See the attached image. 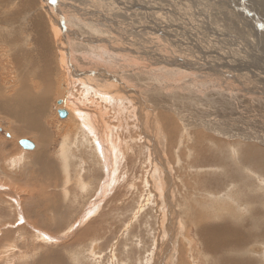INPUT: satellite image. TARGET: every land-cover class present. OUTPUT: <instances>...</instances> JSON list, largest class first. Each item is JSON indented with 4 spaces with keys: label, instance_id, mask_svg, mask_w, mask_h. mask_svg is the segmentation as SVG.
<instances>
[{
    "label": "rangeland",
    "instance_id": "1",
    "mask_svg": "<svg viewBox=\"0 0 264 264\" xmlns=\"http://www.w3.org/2000/svg\"><path fill=\"white\" fill-rule=\"evenodd\" d=\"M88 1L39 0L41 8L35 7L31 16L37 10L44 11L43 15L49 12L59 25L63 15L65 23L59 28L68 30L63 34L69 45L64 47L76 53L75 79L94 78L103 84L101 91L109 93L117 89L111 92L112 103L121 102L124 110L116 113L109 108V117L103 116L109 135H118L121 142L117 158L106 161L108 169H115L113 178L106 181L102 145L94 143L100 146L97 152L94 145L96 158L89 144L76 139L78 125L67 106V85L58 75L42 119L48 128L44 143L32 135L17 134L19 123L0 114V264H235L248 257L255 260L264 252L261 226H248V242H253L246 249L222 248L216 254L205 253L198 232L206 220L218 224L226 213L221 202L209 203L217 199L212 191L220 196L241 195L251 193L255 185L254 193L264 199V0H105L111 3L105 5ZM101 13L108 24L96 22ZM87 20L102 23L107 30L86 27ZM75 29L81 31V38L74 40ZM83 36L93 39V44ZM159 54L171 62L153 64ZM174 54L197 63L183 64L178 59L181 66L175 65ZM175 66L178 71H166ZM31 83L38 82L33 79ZM15 85L4 83L0 100L12 94ZM73 99L80 97L73 94ZM84 106L98 115L92 106ZM59 110L67 112L66 118H60ZM22 140L31 141L34 148L23 149ZM63 144L66 162L60 159ZM41 148L51 159L55 178L40 174L42 166L31 161ZM217 148L220 152L214 153ZM201 150L206 151L210 165L197 161ZM222 151L226 155L214 161V154ZM242 152L247 153L241 156ZM254 160L260 161L259 167ZM226 164L239 171L237 184L220 176ZM153 183L162 187L160 195L151 190L156 188ZM202 186L211 193L202 192ZM224 186V190L213 189ZM161 202L163 207L158 206ZM250 207L252 214H264V200ZM244 209L241 206L238 213L246 220L250 214ZM88 212L91 215L85 217ZM225 216L229 226L235 227L233 216ZM257 245L261 254L251 251ZM217 257L218 262L212 260Z\"/></svg>",
    "mask_w": 264,
    "mask_h": 264
},
{
    "label": "bare ground",
    "instance_id": "2",
    "mask_svg": "<svg viewBox=\"0 0 264 264\" xmlns=\"http://www.w3.org/2000/svg\"><path fill=\"white\" fill-rule=\"evenodd\" d=\"M109 1L111 3H114L112 0H109ZM85 2L86 1H82V3L86 4L87 2L86 3ZM99 2H100V5L101 4H104V5L105 4H111V3H109V2H107L105 0H99V1L98 0H89L88 1V3H99ZM241 4H244V1H241ZM37 6H39V0H0V8L2 9L1 13H0V89H3L5 87V86H3L4 83H6L7 85H9V84L15 85L16 84L15 85L16 86L15 89H13V91L11 92L12 94H10L8 97H4L3 99L0 100V114H2L4 117L11 118L15 122L17 121L19 123V125H18V127L16 128V131H15L17 134H21L23 136L32 135V136H34V137H36L38 139L40 138V140H38L40 143H44L45 140H46V137H48L47 136L48 135V128L44 124L45 120H42V119H43V117L45 115L47 102H48V100L50 98L49 93L51 91L52 84L55 82V80L57 78L56 76L58 75L59 79H61L67 85L66 86L67 87V92L66 93L68 95L67 94L66 95L68 97H70V103L67 106H68L69 111L73 114L74 122H76V124L78 125L77 126L78 127L77 131H76V133L74 132V135L76 136V139H77V137H79L80 140L82 139L83 142L89 144V148H90L91 154H94V156L96 158H97V155L95 153H92V151L94 152V149H96L94 147V145L95 144L96 145H102V149L103 150L101 151V153H102L101 159H102V161L104 162V165H105L104 167H105L106 175H107V179H106V177H105V179H106V181H109V180H111L113 178L112 176L114 174L115 169H114L113 166H111V168L108 169L107 166H106V161H108V160L112 161L117 156V151H118V149L120 147L119 144L121 142H119L120 141V137L118 135L114 134L113 138H112L111 135H109L108 126H106L107 124L105 125L103 123V116H106V114L108 116V114H110L108 112L109 108H110L109 110H111L110 112L113 111V112L117 113L118 111L122 112V110H124V107H123L121 102L117 101V99H116L117 102L115 104L112 103L114 98H115V96H113V93H111V92L113 90H115V89L110 90L111 91L110 93L107 90L106 91H101L100 87L103 88V86H102L103 84L101 85V83L100 84L97 83L96 82L97 80L94 79V78H90L89 80H87V82H82V80L80 78H78V80L75 79V76H74L75 75V69H74V67H75L76 63L74 64L73 62L76 60L75 59L76 53H74L70 49L68 51L64 47V44L67 45V46L69 45L68 44V39H69L68 36L66 34L64 36V34H63L65 32L68 33V30L62 29L63 28L62 26H61L62 28H59L60 24H62L65 21L64 18L62 17L63 15L61 16V19H58V20H61L59 22V25H56V20L53 19L51 16H49L50 15L49 12H46V15H43L42 14L44 12L43 10H42L43 11L42 13H40L37 10V12H34L35 14L31 16V12L34 11L35 7H37ZM48 6H49V4H48ZM54 6H55V2H54ZM65 7H67V6H65ZM39 8H41V5L39 6ZM42 8H44V7H42ZM69 8H70V6H69ZM106 8L110 9V7H106ZM73 9L75 10L74 13H76L77 15H80L79 10H76L74 7H73ZM242 9L245 11V7L242 6ZM132 10L133 9L131 8V11ZM147 10H148V8H147ZM56 13H58V12H56ZM61 14H62V12H61ZM61 14H57V15H61ZM131 14H136V12L133 11V12H131ZM245 14L248 15L247 12ZM80 16L82 17V15H80ZM93 16H94V13H93ZM55 17H56V15H55ZM57 17H56V19H57ZM100 19L102 21L101 20H97L96 22H102L103 23V21H104L106 24H108V22H109V19L103 13H101V18ZM207 20H208V18H207ZM87 22H89V23H87ZM85 23H86L85 24L86 27H91V29H93V30H95L97 32H101L104 29V26H102V23L95 24L94 22L92 23L91 20H87V21H85ZM81 25H82V23H78L77 24L78 27H80ZM104 30H107V29H104ZM76 31H77L76 29H75V31L72 30V38L74 40H75V36L77 38H81V36H80V32L81 31L80 30H79L80 32H76ZM152 31H154V30H152ZM210 34H212V33H210ZM83 38H85L88 42H91L92 44L94 42V41H92L93 39H90V38H87V37H84V36H83ZM110 40H112V39H110ZM77 42H79V41H77ZM192 42H194V41H192ZM182 45H184V44H182ZM109 46H111V45H109ZM164 48L168 49L167 47H164ZM181 48H184V47L181 46ZM117 49H118V47H117ZM123 52L126 55V51L124 50ZM168 52H170V51H168ZM80 53H82V51ZM87 54L88 53H86V55ZM151 55H152V53H151ZM78 56H80V55H78ZM157 56H158V59L156 60V63H153L155 65L165 66V65H168L169 62H171L169 60L170 58L168 59V58H166V57H164L163 55H160V54L157 55ZM108 57H110V54L108 55ZM174 58L175 59L173 60V62L176 63L175 65H179V66H181V65L178 63V59L181 60V62L183 64L188 63V62L193 63V64L197 63L196 60L195 61L194 60L193 61H191V60L190 61H185V60L179 58L178 56H176L175 54H174ZM120 60H121V58H120ZM151 61H153V60H151ZM122 62H126V61L123 60ZM115 65H117V64H115ZM191 67L193 69L194 66H191ZM4 68H5V70H4ZM194 69H196V68L194 67ZM84 70H86V69H84ZM215 70H217V69H215ZM166 71H169V73H171V72H174V71H178V69L176 67V69L166 70ZM212 72L213 71H211V73ZM11 73H13V74H11ZM219 73H220V76H221V72H219ZM79 76L80 75H78V77ZM158 77H160V76H158ZM33 79H35L38 83L32 84L31 80H33ZM111 79H112V77H111ZM127 79L129 80V78H126L125 81H127ZM132 79H130L131 82H132ZM201 79H202V77H201ZM17 81H18V84H17ZM102 81H104V80H102ZM123 81H121V82H123ZM105 85H107V83L106 84L104 83V86ZM114 85H113V87H114ZM127 85H128V88H129V84H127ZM107 87L108 86H105L104 88L106 89ZM115 87L117 88V86H115ZM136 88H138V87H136ZM125 90H127V89H125ZM138 91H139V89H138ZM129 92H130V90H129ZM3 93H5V92H3ZM73 94L78 95L80 97V100H74L73 99ZM67 99H66V101H69ZM84 105L89 106V107L92 106L95 110H97L99 112L98 115L95 114V113L93 114V113L88 112V110L85 108ZM142 114H140V115H142ZM122 116H124V114L123 115L121 114V117ZM108 117H106V118H108ZM155 119H156V117H155ZM123 123H124V121H123ZM134 125H135V123H134ZM74 126L76 127L75 124H74ZM170 126L172 127V125H170ZM113 127H114V125H113ZM122 127H124V126H122ZM122 127H121V129H122ZM165 131H166V129H165ZM155 133H157V132H155ZM170 134H171V131H170ZM67 139H69V137H67L66 140ZM110 140H114L115 143L110 142ZM89 141H92L93 143H91ZM106 143H108V145ZM96 147L98 149V150L96 149L97 152H99L100 151V146H96ZM251 149L253 150V148H251ZM60 151H61V155H60L61 162H66L65 155H66V152H67V148L64 146V144L61 146ZM218 152H220V150L218 148L216 150H214V153H218ZM246 153L247 152H242L241 156H243V155L245 156ZM248 154L250 156L254 157V155H252V151H249ZM225 155L226 154L224 153V151H222L219 154H214V156H215L214 157V161L218 162L220 157H223ZM91 157L94 158L93 156H91ZM199 157L200 158L197 159V161H200L202 164L207 165V166L210 165V161L208 159V155H207L206 151H202V153L200 154ZM191 160H193V159H191ZM31 161L33 163H35V164L38 163V164H40L42 166L41 167L42 171H38V172H40V174L42 173L44 175H48L50 173L51 176L55 178L56 173L53 172L54 167L52 166L51 159L47 156V154L43 150V148H41L38 151V153L35 156H33ZM187 161H188V159H187ZM258 162H260V161H258ZM258 162H257V160H254V162H252V163L255 164V166L259 167L260 163H258ZM222 167L226 169V172L223 173V174H221L222 173L221 172L220 176H224L225 178H229L230 181L235 180L236 184H237V179L239 178V174H238L239 171L237 169H233L232 170V167L229 166L228 164L223 165ZM134 169L135 168H133V170ZM154 170L151 171L152 175H155V173L153 174ZM216 175H219V174H216ZM153 179H156V178L153 177ZM164 181H166V180H164ZM156 184H158V183H156ZM156 184L153 183V185H156ZM159 186L156 185V188L154 186L155 189L151 186L152 187L151 190L154 191V192L157 191L159 193V195H160L159 191L162 190V187H159ZM172 187H171V189H172ZM249 187H250V185H249ZM104 188L105 187H103V190H104ZM206 188L207 187L202 186V188L200 190L202 192H204V193H211V192H208ZM215 188L219 189V190H224L225 188H227V186H224L222 188L213 187V189H215ZM256 188L258 189V186L253 185V191H252L253 193L251 192L252 194L251 193L245 194V192H242L241 195L240 194H238V195L236 194L237 196L233 192L231 194H227L229 196L224 195V193H223L224 196H220L219 195L220 192L218 193V192L212 191L216 195L217 199H216V201H209V203L211 205H217L218 202H221L222 205L224 206V210L226 211V213L221 214V216H220L221 217L220 218L221 221L217 222L218 224H207V220H206L205 224L201 227L200 231L198 232L200 240H201V243H202V246L206 250V252H209L211 254H216L222 248H235V250L239 249L237 251H242L241 249H246L245 246H247L248 243L253 242V241L248 242L249 236L247 237V234H246V231L249 232L248 226H261L264 229V214L260 215V213L257 214V212L252 214L253 211H251V207H250L252 205H257V204H259V202L261 200H264L263 198H261L260 195H257V194L254 193V189L256 190ZM249 190H250V188H249ZM159 199H161V198H159ZM121 200H122V198H121ZM163 202L165 203V198L163 199ZM239 202H242V203L244 202L245 204H242V203L239 204ZM209 203L206 202V204H209ZM160 205H161V207H163L162 206L163 205L162 202L158 206H160ZM241 206H243L246 209V211H245L246 214H250V218L249 219H246V220L243 219V217L238 213V211H240L239 208ZM94 208L95 207H93L92 209H94ZM166 208H167V206H166ZM86 214H87L86 216L84 215L85 217H87L88 214L91 215L90 212H88ZM225 214H231V216H233V220L236 222V223H234V224H236L235 227L233 225H231V224L230 225L233 226V227L229 226V224H228V222L226 220L227 217L225 216ZM171 217L172 216H170V218ZM85 219L86 218H84V220ZM166 220H167V218H166ZM253 237L254 236H251V238H253ZM261 246H264V245H261ZM252 250H253L254 253H258V254H261V252H262V248L259 245L254 247ZM212 260L217 262L216 259H212ZM238 263L239 264H264V252H262L261 255L256 257L255 260H253L252 258L248 257L246 259L238 261ZM238 263H235V264H238Z\"/></svg>",
    "mask_w": 264,
    "mask_h": 264
},
{
    "label": "water",
    "instance_id": "3",
    "mask_svg": "<svg viewBox=\"0 0 264 264\" xmlns=\"http://www.w3.org/2000/svg\"><path fill=\"white\" fill-rule=\"evenodd\" d=\"M60 118L64 119L67 116V112L65 110L58 111ZM20 146L25 150H32L34 148V143L28 140H22L19 142Z\"/></svg>",
    "mask_w": 264,
    "mask_h": 264
},
{
    "label": "crops",
    "instance_id": "4",
    "mask_svg": "<svg viewBox=\"0 0 264 264\" xmlns=\"http://www.w3.org/2000/svg\"><path fill=\"white\" fill-rule=\"evenodd\" d=\"M198 236H199V234H198ZM199 239H200V237H199ZM254 247H256V246H253L252 248H251V250L254 248ZM205 253H206V251H205ZM207 255V254H206ZM209 256V258L210 257H212L211 255H208ZM211 259V258H210ZM219 261V259H218V257H217V262Z\"/></svg>",
    "mask_w": 264,
    "mask_h": 264
}]
</instances>
